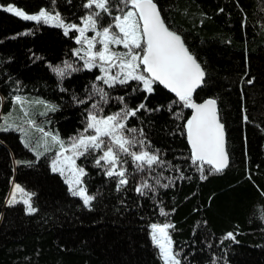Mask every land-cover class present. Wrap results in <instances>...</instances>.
I'll return each mask as SVG.
<instances>
[{
  "label": "trees",
  "instance_id": "1",
  "mask_svg": "<svg viewBox=\"0 0 264 264\" xmlns=\"http://www.w3.org/2000/svg\"><path fill=\"white\" fill-rule=\"evenodd\" d=\"M1 1L29 12L41 7L59 11L66 21L76 23L94 10L84 7L85 0ZM156 2L166 22L187 37L207 69L208 83L195 96L218 99L230 163L222 171L209 172L205 162L207 178L200 179L190 160L186 128L180 127L186 119L174 114L179 105L168 108L175 96L161 85L151 94L140 89L134 95L128 87L114 86L104 102L92 92L94 83L107 87L96 79L99 67L84 68L74 51L76 30L65 33L61 27L0 8L4 111L15 107L24 123L27 117L14 99L22 96L36 121L30 131L43 128L70 138L84 129L89 110L118 112L123 101L117 96L127 94L130 105L143 100L153 109H141L130 117L128 127L143 128L148 150L159 148L162 161L177 165H157L149 174L126 156L129 182L118 189L119 177L108 176L103 161L94 162L99 150L86 153L79 161L86 167L87 192L95 197L89 208L52 170L50 156H37L19 131L1 130L0 264H165L151 238L152 223L172 224L169 233L182 264H264V0ZM113 3L124 7L121 0ZM64 62L79 70L66 69L70 75L58 76L52 66ZM250 77H255L251 84ZM45 102L58 107L53 111ZM94 103L98 109H93ZM183 116L190 118L191 110L183 109ZM144 182L155 185L145 189L147 196L135 190ZM14 183L32 193L35 212H27L23 202H7ZM228 231L235 239L226 236Z\"/></svg>",
  "mask_w": 264,
  "mask_h": 264
},
{
  "label": "snow or ice",
  "instance_id": "2",
  "mask_svg": "<svg viewBox=\"0 0 264 264\" xmlns=\"http://www.w3.org/2000/svg\"><path fill=\"white\" fill-rule=\"evenodd\" d=\"M121 2L124 7H120L119 3H113V0H85L84 7L95 10L80 17L82 23L68 22L61 12L48 11L45 7L29 12L15 3H0V8H6L8 12L25 20L63 27L65 33L77 30L79 34L74 35L73 38L82 45V48L74 51L77 54L81 50L86 53L82 57L84 68H93L99 64L101 75L96 79L102 80L107 87L94 83L92 92L99 95L104 102L110 99V92L114 86L128 87L132 95L140 89L151 94L159 85L165 86L175 94L176 98L174 102H169V110H172L173 103L179 105L174 114L178 119H186V124L180 127L186 128L187 140L191 144L190 160L199 171L200 179L207 178L205 162L211 166L207 170L209 172L224 170L230 161L225 149V125L219 115L218 99L213 96L199 98L194 95L198 88L202 91L203 86L208 83L207 69L203 66L199 54L186 43L185 35L173 29L166 22V17L162 16V8L158 6L156 0H121ZM116 9L118 11H115ZM114 29H118V32ZM88 30L94 31L95 35L87 36L85 33ZM97 37L100 38L99 43L102 48L94 50ZM84 45L87 47L84 48ZM110 45H123L125 50H116ZM114 67L116 68L115 73L110 71ZM52 68L60 77L71 74L66 73V69L79 70L78 67L72 68V65L67 62H64L62 66L55 65ZM254 80L255 77H250L247 82L251 84ZM130 81L135 83L130 84ZM126 95L117 96L118 100L123 101V108L118 112L110 115H97L95 111L89 110L86 117V128L76 137L70 138L67 146L58 134L49 133L43 128L39 129L44 138L37 141V146L33 150L40 154L41 145L45 151L51 150L48 147L49 136L53 143L59 144L56 158L52 160V169L61 172L62 175L67 173L66 179L70 191L73 195L81 196L83 203L89 208L93 206L91 201L95 197L88 194L87 189L82 186L84 183L82 177L85 176L86 169L78 165L76 159L86 153L90 154L92 150L103 151L102 155L97 154L94 162L101 165L103 161L102 167L106 170V174L110 177L114 174L119 177L116 184L118 189L129 182V170L126 167L128 160L123 159L122 154L130 156L136 162L137 169H147L149 174L157 165L167 164L173 168L177 167V165L160 159L159 148L148 150L145 144L147 136L143 128L128 127L130 117L134 118L141 109L147 108L149 112L153 109L147 107L143 100L138 104L130 105ZM14 99L20 103L27 117L30 109L26 106L24 97L17 95ZM73 99L76 97L74 96ZM198 99L201 102H198ZM45 106L53 111L58 107L48 102H45ZM161 107L164 106L157 105V108ZM98 108L99 104L94 103L93 109ZM185 108L192 110L190 118L183 116ZM244 119H248L246 114ZM24 122L27 125L36 126V121L31 118L25 119ZM9 128L24 133L25 142L31 143L26 128L15 123L14 120L10 122L6 115L3 123H0V130L6 131ZM89 129L94 130L92 134H89ZM148 143L151 142L148 141ZM136 146H141L140 150H137ZM67 148L71 149V154L68 153ZM182 176L183 172H181ZM171 179L169 177V180ZM155 184H160V180L156 179ZM163 186L169 187L168 184ZM154 187L155 185L144 182L135 190L147 196L145 189ZM17 191L24 193L22 199L27 206V212H35L37 209L32 206L30 199L32 193L26 192L20 184H15L12 197L7 202L9 204L16 202L15 193ZM160 211L164 213L165 210L161 207ZM171 227L170 223H152L151 238L158 246L165 264H182L183 258L180 251L174 250L173 238L169 234ZM226 236L235 239L232 231H228Z\"/></svg>",
  "mask_w": 264,
  "mask_h": 264
},
{
  "label": "rangeland",
  "instance_id": "3",
  "mask_svg": "<svg viewBox=\"0 0 264 264\" xmlns=\"http://www.w3.org/2000/svg\"><path fill=\"white\" fill-rule=\"evenodd\" d=\"M0 3H2L1 0H0ZM1 9L6 10V8H1ZM94 10H95V9H94ZM13 14H14V13H13ZM20 18H22V17H20ZM22 19H23V18H22ZM48 25L56 26V25H54V24H48ZM56 27H60V26H56ZM61 28H63V27H61ZM63 29H64V28H63ZM114 30L118 32V29H114ZM70 31H73V30H70ZM70 31H69V32H70ZM76 31H77V30H76ZM69 32H68V33H69ZM78 34H79V33H78V31H77V35H78ZM85 34H86L87 36L91 37V36H94V35H95V32L92 31V30H88ZM99 39H100V38L97 37V44H96V47H95L94 50H99L100 48H102V45L99 43ZM76 42H77V41H76ZM83 47L86 48L87 46L84 45ZM110 47H112L113 49H116V50H120V51H124V50H125L123 45H110ZM81 48H82V45H81L79 42H77V46H76L75 49H81ZM75 53H76V52H75ZM76 55L81 59V61H82L83 64H84V60L82 59V57L85 56L86 53H85L83 50H81L80 53H79V54L76 53ZM95 67H99V64H97ZM99 69H100V67H99ZM110 71H112L113 73H115L116 68L114 67V68H112ZM0 100H1V98H0ZM28 105H29V104H28ZM28 108L30 109V106H29ZM37 111L39 112V109H38V108H37ZM30 113H31V109H30V111H29V114H28L27 118H30V116H31ZM6 115L8 116V119H9L10 122L14 120L15 123L20 124V125H22V126H24V127L26 128V130H27V134H28V139H29L30 142H31V143H28V144H30L32 151H33L37 156H39V157H40V156H43V155H48V156H50V164H51V167H52V160L56 158V152L59 150V144H57V143H53V142L51 141V137L49 136V137H48V140H49L48 147H49L51 150H49V151H45V150H44V147L41 145V147H40V149H39L40 154H38L37 151H34V150H33V148L37 146V141L42 140L41 136H43V134L39 135V132H40V131H39L38 133H34L33 131H30L29 126H31V125H27V124H25V122L23 123V122L20 121V119H19V115H18V112H17V110H16L15 107L11 106L9 110L4 111V110H3V104L0 102V123H3V118H4ZM97 115H108V114L97 113ZM109 115H110V114H109ZM31 118H32V117H31ZM85 128H86V125H85L84 129H85ZM84 129H83V130H84ZM8 130H15V129H14V128H9ZM8 130H6V131H8ZM83 130H81L80 133H81ZM0 131H1V130H0ZM4 131H5V130H4ZM16 131H17V130H16ZM88 131H89V134H92L94 130L89 129ZM19 132H20V131H19ZM20 133H21V135H22V137H23V140L25 141V134L22 133V132H20ZM40 133H41V132H40ZM80 133H78V134H80ZM78 134H77V135H78ZM77 135H75V136H73V137H70V138H74V137H76ZM60 137H61V136H60ZM61 138L64 140L66 146L70 143V138H63V137H61ZM105 139L107 140V139H109V138H105ZM67 151H68L69 154H71V149H70V148H67ZM92 151L95 153L97 150H92ZM99 154L102 155V154H103V151H102V150H99ZM126 156H127V155L122 154L123 159H124V157H126ZM80 157H81V156H80ZM80 157H77V159H76V163H77L78 165H80V166H82V167H84V168L86 169V167H85L83 164L80 163V161H79V158H80ZM126 167H127V165H126ZM52 170H53V169H52ZM54 172H55V173H58V174L63 178V180L65 181V183L67 184V186H68V188H69V190H70V186H69V184L67 183V179H66L67 173H65V174L62 175L61 172H59V171H54ZM85 174H86V173H85ZM84 177H85V176H84ZM84 177H82L83 181H84ZM15 184H19V183H14V184H13L12 189H11V192H10V195H9V199L12 197L13 189H14ZM20 185H21V184H20ZM21 186H22V188L25 189L26 192H28L27 189H26V187H25L24 185H21ZM82 186L86 188L85 181H84V183H83ZM86 189H87V188H86ZM70 192L73 194L72 191H70ZM88 194H89V193H88ZM15 195H16V202H15V203H17V202H23L22 197H24V193H21V192L17 191V192L15 193ZM76 196H78L79 198H81V199L83 200V198H82L81 196H79V195H76ZM30 199H31V202H32V195H31ZM91 202H92V201H91ZM151 230H152V229H151ZM169 234H170V233H169Z\"/></svg>",
  "mask_w": 264,
  "mask_h": 264
},
{
  "label": "water",
  "instance_id": "4",
  "mask_svg": "<svg viewBox=\"0 0 264 264\" xmlns=\"http://www.w3.org/2000/svg\"><path fill=\"white\" fill-rule=\"evenodd\" d=\"M163 16V15H162ZM163 88H165V86H163V85H161ZM166 89V88H165ZM169 93H171V91L170 90H168V89H166ZM200 89L198 88L197 89V92L199 91ZM196 92V93H197ZM196 93L194 94V95H196ZM173 96H175V94L174 93H171ZM191 112H192V110H191ZM223 123V122H222ZM225 130V129H224ZM189 145H190V147H191V144H190V142H189ZM225 149H226V151L228 152V150H227V136H226V130H225ZM229 154V153H228ZM229 161H230V156H229ZM230 163V162H229Z\"/></svg>",
  "mask_w": 264,
  "mask_h": 264
}]
</instances>
